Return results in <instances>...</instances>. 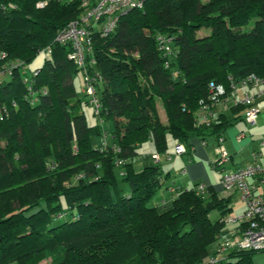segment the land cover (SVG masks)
<instances>
[{"label": "trees", "instance_id": "16d2710c", "mask_svg": "<svg viewBox=\"0 0 264 264\" xmlns=\"http://www.w3.org/2000/svg\"><path fill=\"white\" fill-rule=\"evenodd\" d=\"M37 2L0 0V68L10 67L0 71V264H254L259 251L212 256L230 197L198 183L155 205L161 166L136 170L131 158L149 140L167 152L169 136L192 152L193 138L229 125L216 106L249 75L264 78V0H145L108 35L94 33L85 69L56 41L79 3ZM80 70L95 77L103 123L82 111L91 100L73 83ZM232 108L245 117L243 104ZM104 131L112 143L95 145Z\"/></svg>", "mask_w": 264, "mask_h": 264}, {"label": "built area", "instance_id": "2783aa9c", "mask_svg": "<svg viewBox=\"0 0 264 264\" xmlns=\"http://www.w3.org/2000/svg\"><path fill=\"white\" fill-rule=\"evenodd\" d=\"M50 1L78 2L81 8L79 16L71 20L66 26L60 29L56 36V41L61 44H69L71 51L69 58L75 61L80 67L85 69L87 55L93 44L94 33H101L103 36L111 33L120 19L128 10L135 7H142L145 0H38L37 6L45 7ZM170 39L160 37V43L166 50V54L171 51L167 44ZM41 52L51 53L48 46ZM92 58L90 62H93ZM95 77L85 73V86L83 92L87 94L91 102L96 106L98 112L99 100L94 87ZM264 85V78L256 74H251L239 84H234V91H239L243 87L250 85ZM211 87L217 89L219 94L225 92L223 86H217L212 82ZM264 91H254L246 93L243 97H237L235 103L243 104L245 118L251 125L257 123L261 111L258 105V98ZM210 115L202 117L203 122L209 123ZM176 154H184L186 147L183 143H178L175 147ZM230 155L224 145L219 148V156L215 163L218 166L229 161ZM221 185L226 197L238 194L240 199L246 203V210L237 217H229L228 221L239 224L237 234L232 241H226L219 247V254L232 249L243 250H264V193L259 192V188H264V165L256 162L242 167L236 171L223 173ZM198 191L204 193L207 190L205 183H200ZM217 260V259H214Z\"/></svg>", "mask_w": 264, "mask_h": 264}, {"label": "crops", "instance_id": "0c3cea01", "mask_svg": "<svg viewBox=\"0 0 264 264\" xmlns=\"http://www.w3.org/2000/svg\"><path fill=\"white\" fill-rule=\"evenodd\" d=\"M81 71L82 70H80V72ZM73 83L75 85L74 79ZM85 83L84 85H82L81 90L78 91L80 92V94H83V96L85 95L84 97L86 99L90 100V97L82 90L85 86ZM259 90L264 91V85L261 84L258 87L253 85L243 87L239 92L235 94V96H233L235 98L243 97L246 93H251ZM233 96H230L225 101L220 102L216 106V112L214 113L215 115L213 117L215 119L219 114L223 113L225 116V121L229 123L227 127L218 131V133H223L221 134L223 135V137H219L220 135L218 133H212L203 139L201 137H195L192 139V152H189L187 150V147L185 146L186 152L184 154H176L175 150L173 153H171V150L169 149L167 152L160 153L157 150L155 151L156 148H154L155 145L153 141L149 140L150 144L148 146V149L150 151L151 149H153L151 160H148L143 164H145V167L146 165H160L163 170L165 179L164 185L157 195L156 200L153 201V204L157 205L158 203L162 202L167 205L171 203L170 201H172L173 199L172 193H174V191L179 188H192L198 183H205L207 185V188L209 186L220 197H225V193L221 185V179L223 172L227 170L226 165L228 163L234 162L235 164H238L235 168L232 166L230 169L229 167L228 171H236L242 167L256 162L264 165V93L261 94L258 98V104L260 105L261 111L258 121L254 125L249 124L245 120L243 110L239 111L232 108L235 103L233 100ZM88 104H91L93 106V112L96 116L97 123H103L104 121L101 122V120L96 115V106L92 102ZM254 132H260V134L255 136ZM109 136V133L104 131L102 137L108 138ZM178 143L182 142L176 141V145ZM217 143L219 144V146L225 144L227 148L226 150H228L230 155L229 161L221 166H218L215 163L219 156ZM143 146L144 145L142 144L139 150L143 148ZM135 169L141 170V168ZM216 172L219 173V177ZM259 192L264 193V188H259ZM233 196L230 197L231 201L233 200ZM233 209L234 206L232 207V210ZM224 219L225 223H227L228 218L226 219L224 216ZM232 234L233 237L236 236L237 230H233Z\"/></svg>", "mask_w": 264, "mask_h": 264}, {"label": "rangeland", "instance_id": "374dc122", "mask_svg": "<svg viewBox=\"0 0 264 264\" xmlns=\"http://www.w3.org/2000/svg\"><path fill=\"white\" fill-rule=\"evenodd\" d=\"M208 33H209L208 28H206V29L202 28V29H199L197 31L198 36H205ZM2 55L6 56L5 53ZM50 56L51 55L48 52H40V54H38V56L30 63L29 67L34 68V67L42 65L45 62V58H49ZM8 68H10L8 64L3 65L2 68H0V71H2L4 69H8ZM74 82H75L77 90H81L82 85H84V83H85L84 75H83L82 71L74 76ZM84 96H83V94H80V97L84 98V100H85L86 98ZM82 110L85 112L89 124L95 125V123H97V119H96V116L94 115V112H93V106L91 104L89 105V104L84 103V105L82 106ZM106 126L108 129L111 128L110 123L109 124L106 123ZM259 134H260V132H254L255 136L259 135ZM254 138H256V137H254ZM92 141L95 145H99L103 142L111 144L113 140H112L111 136H109L108 138H103L100 135H94V136H92ZM149 144H150V141L144 142L143 143L144 146H143V148H141L139 150V153L134 155L131 158V161L133 162L135 168H137V169L141 168L142 169L143 167H145L144 166L145 164H143V163L148 161V160H151V155H152L153 149H151V151L148 149ZM175 146H176V141L172 137H169L168 149L171 150V153L174 152ZM224 146H225V144H224ZM217 147H218V149L220 148L218 143H217ZM225 148H226V146H225ZM155 151H156V149H155ZM237 165L238 164H235L234 162L228 163L226 165L227 170L224 171L223 173L228 172L229 167L231 169L232 166L235 168V167H237ZM216 173L219 177V173L218 172H216ZM128 188H129L128 183L122 181L120 173L118 172V187H117L118 192L121 194H125V193H127ZM156 198H157V196H156ZM166 206L169 207V204ZM231 206L232 207L234 206V209L232 211H229L225 215L226 219L229 217L230 218L231 217H237V216L243 214V212L246 210V203L240 199L238 194H235L233 196V200L231 201ZM162 208H164V206ZM220 215L221 214L218 210L213 211L211 213V219L217 220L220 217ZM238 227H239L238 223H230L227 221V223H226V225H225V227H224V229L220 235L219 242L216 245H214V250L212 251V256L215 254L219 255L218 252H219V247L221 244H224L226 241H232L234 239L232 231L238 230ZM214 251H215V253L213 254ZM227 252L228 251H225L223 254H221V257L224 258L226 256ZM253 262H254V264H264V251H259L257 253H254L253 254Z\"/></svg>", "mask_w": 264, "mask_h": 264}]
</instances>
